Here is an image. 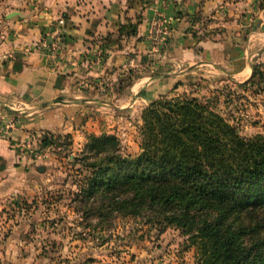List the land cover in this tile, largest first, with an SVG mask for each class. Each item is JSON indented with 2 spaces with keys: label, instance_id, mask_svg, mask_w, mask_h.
Segmentation results:
<instances>
[{
  "label": "crops",
  "instance_id": "0c3cea01",
  "mask_svg": "<svg viewBox=\"0 0 264 264\" xmlns=\"http://www.w3.org/2000/svg\"><path fill=\"white\" fill-rule=\"evenodd\" d=\"M158 17L169 25L162 47L150 38ZM137 21L135 36L119 37L123 23ZM256 63H264L260 0H0V118L10 124L0 132V208L39 206L64 182L56 178L63 157L40 146L47 134L70 135L74 155L91 135L118 136L125 112H139L141 124L150 101L202 98L213 81L242 84ZM36 218L0 216V264H114L102 253L108 244L83 239V227H59L80 220L70 204ZM60 236L61 248L52 243Z\"/></svg>",
  "mask_w": 264,
  "mask_h": 264
},
{
  "label": "trees",
  "instance_id": "16d2710c",
  "mask_svg": "<svg viewBox=\"0 0 264 264\" xmlns=\"http://www.w3.org/2000/svg\"><path fill=\"white\" fill-rule=\"evenodd\" d=\"M138 22L123 23L119 37L135 36ZM263 82L264 63H256L252 78L237 85ZM217 91L202 98L175 94L150 101L141 114L135 154L113 134L91 135L74 155L70 135L49 133L40 140L42 148L68 149L77 178L69 204L92 241L110 243L114 229L88 220L132 218L158 239L169 229L178 231L187 250L194 249V264H264V223H244L248 215L264 214V135L240 134L219 108ZM99 230L108 237L97 238Z\"/></svg>",
  "mask_w": 264,
  "mask_h": 264
},
{
  "label": "rangeland",
  "instance_id": "374dc122",
  "mask_svg": "<svg viewBox=\"0 0 264 264\" xmlns=\"http://www.w3.org/2000/svg\"><path fill=\"white\" fill-rule=\"evenodd\" d=\"M213 81V80H212ZM235 83V81H227L218 83L213 81L212 85L209 86V90L203 91L209 95V91H217L215 94L219 103V108L226 111L229 115L230 121L236 125L240 134L245 137H252L257 134L264 135V82L259 87H247L241 88ZM208 85V84H204ZM205 87V86H204ZM218 87V88H217ZM226 99H228L227 102ZM130 109H128L129 111ZM125 112V119L117 130L118 137L121 139L123 146L127 153L135 154L139 151V144L141 143V137L139 136V128L141 124L138 123L139 112L129 111ZM51 152L57 157L62 156L63 162L61 165L60 172L57 173V179L64 181L61 183L60 188L52 189L53 193L48 194L47 197H52L48 200L51 204L53 202H60L59 205L48 206L49 204L36 205L28 203L27 207H22L24 202L19 203L16 207L6 206L3 211L0 212L6 215H15L22 213L23 210L26 212H32L37 216L36 220L40 218L42 213H48V209L52 212L63 211L69 208V201L71 198V192L76 191L77 178L75 172L72 170L67 155L68 149L64 147L61 150L50 148ZM62 168V169H61ZM47 195V194H45ZM64 199V200H63ZM72 206V205H71ZM256 213L254 215H248L244 219L246 226L258 225L264 223V214ZM60 224V228L65 226L75 228L76 226L83 227L79 222V219L70 220ZM46 226L47 221H43ZM87 223L98 226V228L105 227L107 229H114L111 237V242L108 246L103 248V254L109 258H104L106 261H110L114 264H194L195 263V252L193 248L187 250V244H185V237L182 236L178 231L169 229L159 239L156 238L155 231L150 232L145 226L142 227L139 220L132 218H114L109 217L101 223L98 220H88ZM69 224V226H68ZM93 228V227H91ZM107 233V232H106ZM101 230L96 231L97 238L102 239L106 235ZM81 232L74 234L73 238L80 236ZM108 234V233H107ZM262 235V233H260ZM108 237V236H105ZM44 238V237H43ZM42 238V239H43ZM66 237L60 236L52 241L55 243L54 246L61 248V245L57 243H63ZM83 239H87L88 242L92 241L91 236L89 237L86 233ZM40 238V240H42ZM249 241L250 237H246ZM110 240V238L108 239ZM92 245V244H88ZM55 252V253H54ZM52 254L58 259H65L66 253H63L62 249H55ZM42 254L47 256L48 250H45ZM51 254V256H52ZM88 254V253H87ZM134 257L132 258V256ZM86 256V253H85ZM84 256V257H85ZM87 260V259H86ZM85 260V261H86ZM87 262V261H86Z\"/></svg>",
  "mask_w": 264,
  "mask_h": 264
},
{
  "label": "built area",
  "instance_id": "2783aa9c",
  "mask_svg": "<svg viewBox=\"0 0 264 264\" xmlns=\"http://www.w3.org/2000/svg\"><path fill=\"white\" fill-rule=\"evenodd\" d=\"M60 23H64L61 19ZM169 33V25L167 21L163 17H158L151 25L150 38L155 46H164L166 44L167 35ZM104 50L100 46L94 53L93 62L96 64H100L103 60ZM10 124H7L3 118H0V132L3 131L4 128H9ZM3 209L0 208V212Z\"/></svg>",
  "mask_w": 264,
  "mask_h": 264
}]
</instances>
